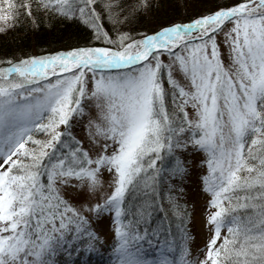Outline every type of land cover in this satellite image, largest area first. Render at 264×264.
Returning a JSON list of instances; mask_svg holds the SVG:
<instances>
[{
	"label": "snow or ice",
	"instance_id": "1",
	"mask_svg": "<svg viewBox=\"0 0 264 264\" xmlns=\"http://www.w3.org/2000/svg\"><path fill=\"white\" fill-rule=\"evenodd\" d=\"M118 11V0H0V31L23 15L83 24L110 45L0 61V264H103L86 213L112 224L108 264H264V0L139 33L116 27ZM184 152L203 154L209 197L194 255L183 188H158L188 175Z\"/></svg>",
	"mask_w": 264,
	"mask_h": 264
},
{
	"label": "trees",
	"instance_id": "2",
	"mask_svg": "<svg viewBox=\"0 0 264 264\" xmlns=\"http://www.w3.org/2000/svg\"><path fill=\"white\" fill-rule=\"evenodd\" d=\"M136 2L137 0H118V15H126V19L122 24H118L117 28L131 33L150 32L169 22L185 21L188 17L214 9L218 4L227 3L230 0H178L182 6L176 10L168 6L166 0H149L152 7L148 10L142 8L139 11H135L132 7ZM38 15L42 14L33 12V16ZM101 23L105 30L112 34L115 33L116 29L107 19L102 20ZM37 24L40 26L37 27ZM93 35V30L83 24L69 28L62 21L44 20L41 22L37 19L34 22L32 18L21 15L16 22H10V26L6 30L0 31V61L6 57L16 58L22 53L40 54L41 52H54L68 47L91 44L110 46L102 38L94 39ZM177 183L183 188V180L182 182L169 181L165 176L158 185L159 191L162 193L175 191L171 185ZM182 195L183 200L189 204L184 190ZM165 206H167L166 201ZM163 215L164 213L159 210L153 212L152 223H158L159 218ZM168 215L171 216L170 211ZM175 223L176 221H173L174 225ZM186 227L191 239L192 232L189 223ZM178 237L179 233H177Z\"/></svg>",
	"mask_w": 264,
	"mask_h": 264
},
{
	"label": "rangeland",
	"instance_id": "3",
	"mask_svg": "<svg viewBox=\"0 0 264 264\" xmlns=\"http://www.w3.org/2000/svg\"><path fill=\"white\" fill-rule=\"evenodd\" d=\"M91 45L104 46V44ZM71 131L74 135L84 140L85 144H87V139L85 137L82 124H76L74 122ZM202 155L203 154L199 152L182 153L183 159L190 162L188 165V175L183 179V190L185 197L191 206V219L189 225L191 228L192 237L189 241V244L193 249V255L195 254V249L203 246L206 242V238L209 236L208 226H206L204 219L205 211L207 210L206 202L209 197L201 190L199 182V176L202 170L198 164V161ZM104 180L105 185L102 191H108L110 181L106 174L104 176ZM86 215L90 216L92 227L95 228L103 237L102 242L99 243V248L103 254H90V258L93 261H101L103 264H108V261L110 260L109 252L113 247L112 224L107 215H104L101 219H97L91 214L86 213Z\"/></svg>",
	"mask_w": 264,
	"mask_h": 264
}]
</instances>
